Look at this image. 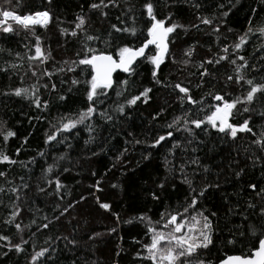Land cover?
I'll return each mask as SVG.
<instances>
[{
  "label": "trees",
  "instance_id": "1",
  "mask_svg": "<svg viewBox=\"0 0 264 264\" xmlns=\"http://www.w3.org/2000/svg\"><path fill=\"white\" fill-rule=\"evenodd\" d=\"M92 2L94 0H52L49 4L48 0H19L17 6L16 0H12L11 5L0 0V6L11 7L20 14L48 10L52 16L47 29L36 28L42 49L51 53L46 63L34 62L38 65V76L32 75L25 55L30 48L34 54L35 38L20 30L14 22L19 34L0 32V49L4 50L0 52V68L6 69L0 71V132L11 130L15 133L6 142L0 135V151L17 161L15 164L0 163V171L5 173L0 177V187L5 189L0 192V235L9 237L12 244H21L24 249L19 253L14 248L10 250L8 242L0 240V264H32L31 256L43 248L49 249L45 254L48 259L40 258L36 264L41 261L43 264H151L150 260L141 258L148 255L145 245L151 243V234L147 220L142 222L139 217H150L153 226L166 231L156 224L160 214L165 211L183 213L191 196L188 185L181 182V175L175 171L182 158L184 161L199 158L200 167L190 165L186 168L189 176L193 169L196 170L193 182L198 190L206 181L214 185L199 198L196 209L190 210L192 214L203 211L213 223V243L208 249L199 250L201 258L209 264H218L230 255L247 254V238L238 234L236 225L242 223L241 213L254 219L251 214L258 212L260 207L255 192L247 185L257 183L264 187V164L252 166L251 150L244 151L255 137L240 133V139L224 142L214 130L205 132L190 125L194 137H189L166 125L185 111L190 118H203L205 114L200 111V104L192 105L186 98L182 106L178 97L184 94L172 87L177 83L188 87L189 95L197 101L203 99L205 111L209 105L218 103L210 92L223 94L228 100L242 96L248 86L242 88L227 77L235 74L236 65L246 61L248 67L241 71L246 79H253L255 64L264 60V37L255 31L264 26V2L152 0L159 19L171 14L166 26L173 22L183 25L170 34V53L157 74L161 83H156L152 77L153 66L144 59L139 60L135 74L114 75L113 86L106 90L107 95L96 100V112L91 119L71 131L58 133L56 140L46 142L47 136L60 126L62 117L75 119L89 105L87 85L83 82L72 84L73 79L84 80L80 68L75 72L67 71L70 62L77 58V52L83 55L80 42L70 35H62L60 29L71 30L76 16L85 14L88 32L106 35L112 24L124 27L126 25L121 21H127L130 25L129 6H134L133 10L139 16L146 0H116L115 6L104 9L107 17L101 16L99 10H90ZM225 11L227 16L222 15ZM198 17H206L212 23L205 25ZM250 22L255 34L249 33L247 42L240 50H235L234 45L247 32ZM136 26L143 29V21ZM216 28H219L218 32L214 31ZM114 35L133 39L127 34ZM189 48L193 50L191 57L185 55ZM224 48H228L227 53L223 52ZM16 53H20V59ZM221 55L228 59L218 64L205 63L204 68L209 74L202 78L200 72L203 69L199 65ZM238 56H243L244 61L237 59ZM186 59L190 61L187 65L181 63ZM233 59L236 65L230 62ZM65 60L69 64H64ZM12 64L19 67L12 68ZM60 68L65 71H59ZM44 69L51 75H44ZM125 79L129 81L127 86L122 83ZM33 85L39 89L36 95L42 102L41 108L35 106L32 98L13 94L16 88L31 91ZM145 88L152 89L146 103L141 97L135 105H127L128 99ZM117 91L122 94L117 96ZM61 95L64 100L59 99ZM43 101H48L46 109ZM259 101L258 96L255 103L249 105L253 111L236 116L241 122L251 117V125L256 131H259L256 121L261 117ZM120 104L125 106L123 114L116 111ZM101 113L112 119L107 120ZM168 131H173V137L156 147L149 146ZM190 139L192 144H188ZM173 141L179 142L182 148L170 155ZM185 147L187 151L182 150ZM251 149L255 146L251 145ZM256 154L264 155L258 150ZM166 159L170 161L167 166ZM49 165L53 166L51 172L47 171ZM203 166L210 171L205 173ZM240 168L245 171L237 179L235 172ZM57 180L62 185L59 192ZM162 183L164 188L159 187ZM12 187L17 188L19 199L9 191ZM153 193L160 199L154 200ZM250 199L256 203V209L247 207ZM98 200L110 204V210L100 208ZM15 206L20 209L16 223L21 224L22 231H17L14 224L4 223ZM213 212L217 215L212 216ZM43 224H49V227L43 228ZM233 233L239 242L228 244ZM21 237L27 243H22Z\"/></svg>",
  "mask_w": 264,
  "mask_h": 264
},
{
  "label": "snow or ice",
  "instance_id": "2",
  "mask_svg": "<svg viewBox=\"0 0 264 264\" xmlns=\"http://www.w3.org/2000/svg\"><path fill=\"white\" fill-rule=\"evenodd\" d=\"M16 2L18 6L19 0H16ZM262 2H264V0H262ZM48 3L51 4L52 0H48ZM3 4L11 5L12 0H3ZM109 5L115 6L116 0H98V2H95L94 0V2L89 5V8L90 10H99L101 16L107 17L108 13L105 12L104 9L108 8ZM133 7L134 6L130 5L128 8V11L131 13L130 19L132 23L129 25L127 24V21H121L122 24L126 25L124 27L112 24L111 30L108 31L106 35L89 33L87 28L88 17L85 14H78L76 16L74 27L71 30L65 28L60 29L62 35H70L71 37L77 38L80 42L83 55H81V52H77V58L70 62V66L67 68V71L75 72L77 68H80L81 74L84 75V80L80 81L73 79L72 84L77 85L83 82L87 85L86 98L89 101V105L86 110H82L75 119L62 117L60 126L56 127V131L54 133L47 136L46 142L56 140L58 133L62 131H71L76 128L77 125L83 124L85 120L93 117V114L96 112V100L100 96H106V90L112 88L113 73L117 70L131 76L136 72L137 62L144 59L153 66L151 74L155 82L161 83V81L157 78V74L161 64L165 62L166 56L170 53V34H172L177 28L183 27V25L173 22L166 26V20L171 19V14H169V16L165 19H159L156 15L155 4L152 0H146V3L142 6L143 10L140 12L139 16L136 15ZM221 7H223V5H221ZM145 15L147 19H145ZM222 15L227 16V11L223 12ZM51 19L52 16L48 10L20 14L11 7L5 8L0 6V32L19 34L17 28L13 26L12 22H14L20 30L30 33L35 38V45L33 46L34 54H31V48L29 49V52L25 54L27 55V60L29 61V70L32 72L33 76H38V72L36 70L38 65L34 62H38V64L42 65L51 57L50 52L46 53L42 49L41 37L37 34L36 28L40 27L47 29ZM198 19H200L201 23L205 25H210L212 23V20L206 17H198ZM140 21H143V29L136 26ZM214 31L218 32L219 28L214 29ZM255 31L264 37V26L258 27ZM117 33L127 34L133 39L125 40L122 35H114ZM249 33L255 34L253 32V28L251 27V22L247 32L243 36L239 37V43L234 45L235 50H240L242 45L247 42ZM101 44H103V47H100ZM110 48L112 49L111 51H109ZM152 49H155V51L153 52ZM3 51V49H0V52ZM192 51L193 50L189 48L185 52V55L191 57ZM223 52L227 53L228 48H224ZM16 57L20 59V53H16ZM226 59H228L226 55H221L216 60L208 59L202 62L199 65V67L203 69V71L200 72L201 77L203 78L209 74L208 70L204 68L205 63L218 64L220 61ZM237 59L244 61L243 56H238ZM189 62L190 61L187 59L181 61L184 65H187ZM230 62L233 65H236L235 59ZM63 63L69 64V61L65 60ZM10 67L17 68L19 65L12 64ZM247 67L248 65L246 61L242 64L236 65L235 74L227 77L228 81H234L242 88L244 85L248 86L242 96H236L235 98L228 100L223 94L210 92L209 95H211L218 103L209 105L208 111H205L203 99L197 101L189 95L190 89L188 87L182 86L181 83L173 85L172 87L174 89H178L180 93L184 94L183 96L178 97V99L181 100L182 106L183 101L186 98L188 103L192 105L200 104V111L205 114L203 118H190L188 112L185 111L183 115L174 117L172 122L167 124L166 127L168 129H173L174 131H183L187 133L189 137H194V130L190 125H194L195 129H200L205 132L214 130L216 133L220 134V137L224 142H227L229 139L232 141L240 139L241 137L238 136L240 133H250L253 137H255L251 140V145H254L255 149H251L250 145L249 147L244 148V151L249 152L251 150L252 155L250 158L252 160V166L264 164V155L256 154V150L260 153H264V127H261L259 131H256L251 125V117L244 118L242 122L236 120V116L238 114L253 111L249 105L254 104L258 96L261 101L264 102V78H262L261 82H257L255 79H246L241 70L246 69ZM0 71H6V69L0 68ZM59 71L63 72L65 69L60 68ZM43 74L49 76L51 75L47 69H44ZM122 83L127 86L129 81L125 79ZM44 87L47 88V85H44ZM52 88L55 90V85H53ZM38 91L39 89L33 85L31 91L29 88H16L14 89L13 94L16 96L23 95L25 99L32 98L35 106L37 108H41L42 102L39 96L36 95ZM151 91L152 89L145 88L143 92L128 99L126 101L127 105H135L141 97L144 98V102L146 103L149 99L148 94ZM7 94L8 93H5V95ZM121 94V91H117V96H120ZM59 99L64 100L65 97L61 95ZM238 105L242 106V108L238 107ZM47 107L48 101H43V108L46 109ZM124 107L125 106L123 104H120L117 106L116 111L123 114ZM101 115L106 116L107 120L112 119V116H109L106 113H101ZM260 115L264 118V112ZM89 128L91 129V125H89ZM0 135H3V139L6 142L10 137H13L15 133L8 130L6 133L0 132ZM171 137H173V131L160 134L149 146L156 147ZM88 142L89 141H86L85 143ZM192 142L193 141L191 139L188 140V144H192ZM137 143H140V141H137ZM181 148L182 146L179 142L173 141L169 154L172 155L176 149ZM182 150L187 151V148L185 147ZM17 151L19 152V150ZM192 151L195 152L196 148H192ZM121 155H123V153H121ZM60 159H63V156H61ZM117 160H119V156L117 157ZM0 163L15 164L17 161L12 160L7 154L0 151ZM169 163L170 161L166 159L165 165L167 166ZM190 165L200 167L199 158H192L188 161H184L182 158L178 169H175V171H178L181 175V182L188 185L191 199L184 207L183 213L178 211L169 213L165 211L160 214V220L157 221L156 224L166 231L158 230L157 227L153 226L150 217L143 215L139 217V220L142 222L147 220L148 233L151 234V243L145 245L148 255L141 258L150 260L151 264H209V262L201 258V252L199 250L208 249L209 245L213 243V223L209 216L205 215L203 211L197 212L196 214H192V211L196 209L199 198L203 197L208 188L214 185L207 183L205 178V184L198 190L197 187L194 186L193 182V177L197 174L196 170L193 169L192 176H189L186 171V168ZM52 167V165H49L47 171L51 172ZM65 170L67 171V169ZM170 171L173 170L170 169ZM203 171L207 173L210 169L207 166H203ZM244 171V168H240L236 171V178H241ZM4 176L5 173L0 171V177ZM8 183H11V181ZM49 183H51V181H49ZM98 184L99 182H97V185ZM61 187L62 185L57 180L56 190L59 192ZM113 187H115V185H113ZM159 187L164 188V184H160ZM247 187L255 192L260 204L259 211L251 214L254 219L249 215L241 213L242 223L236 225L238 234L247 238L249 251L247 254L230 255L226 259L222 260L221 264H264V187H261L257 183H249ZM40 190L43 191V189ZM97 190H100L98 186ZM4 191L5 189L0 187V192ZM9 191L16 195V198L19 199L16 187H12ZM152 198L154 200L160 199L156 193L152 194ZM97 202L99 203L100 208L106 211L110 210V204L100 202L99 200ZM69 207H71V205ZM247 207L249 209H256L257 205L250 199ZM64 211L66 212L67 208L64 209ZM231 211L233 210L230 209V212ZM63 214L64 213L61 212V215ZM19 215L20 209L18 206H15L9 219L5 220L4 223L14 224L17 231H22L23 229L21 224L16 223V219ZM115 215H117V219L119 220L118 214ZM211 215L216 216L217 213L213 212ZM58 218L59 217H57V219ZM128 222L130 223L131 221ZM24 227L27 226L25 225ZM42 227L48 228L49 224H43ZM112 231H115V229H112ZM235 235L236 233H233V239L227 240L228 244L239 242L235 239ZM65 239H67V237H65ZM0 240L7 241L10 250L14 248L18 253L24 251L21 244H12L7 236L0 235ZM21 242L27 243V241L23 240V237H21ZM69 243L75 242L69 241ZM48 252V248L36 251L31 256L32 264H36L40 258H44L45 260L48 259L45 255ZM41 264H43L42 261Z\"/></svg>",
  "mask_w": 264,
  "mask_h": 264
},
{
  "label": "rangeland",
  "instance_id": "3",
  "mask_svg": "<svg viewBox=\"0 0 264 264\" xmlns=\"http://www.w3.org/2000/svg\"><path fill=\"white\" fill-rule=\"evenodd\" d=\"M155 51V49H154ZM252 76H253V79H255L257 82H261L262 81V78H264V60H259L253 70H252ZM258 107L260 108L261 110V113L264 112V102L260 101L258 102ZM256 127L257 129L259 130L261 127H264V118L260 117V119H258L256 121Z\"/></svg>",
  "mask_w": 264,
  "mask_h": 264
},
{
  "label": "water",
  "instance_id": "4",
  "mask_svg": "<svg viewBox=\"0 0 264 264\" xmlns=\"http://www.w3.org/2000/svg\"><path fill=\"white\" fill-rule=\"evenodd\" d=\"M116 73L127 74V73H123V72L117 70L115 73H113V80H114V75H115ZM226 258H227V257H226ZM226 258H225V259H226ZM223 260H224V259H223ZM218 264H221V261H220Z\"/></svg>",
  "mask_w": 264,
  "mask_h": 264
}]
</instances>
